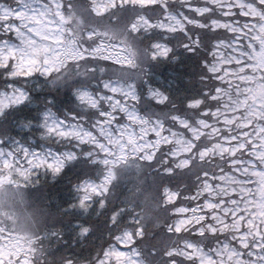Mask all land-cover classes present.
Listing matches in <instances>:
<instances>
[{"label": "snow or ice", "instance_id": "obj_1", "mask_svg": "<svg viewBox=\"0 0 264 264\" xmlns=\"http://www.w3.org/2000/svg\"><path fill=\"white\" fill-rule=\"evenodd\" d=\"M111 17L118 22L99 23ZM177 34L187 51L204 50L201 94L187 102L188 116L145 118L137 111V77L143 79L146 64L172 55L169 43L157 37ZM148 35L152 42L142 47ZM0 71L11 80L97 81L94 90L74 93L91 117L58 119L49 109L40 125L44 138L90 146L87 156L93 162L100 157L106 169L101 181L76 186L73 208L87 212L95 202L105 209L120 165H151L167 154L159 197L145 198V208L157 214L133 210V227L115 234L95 264H144L137 241L152 228L162 242L161 227L172 242L160 253L163 264H264V0H39L15 10L0 7ZM9 87L0 94V119L30 100L22 88ZM147 92L156 106L168 105L170 97L159 89ZM78 159L76 150L0 149V198L12 195L4 185L27 189L39 170L59 176ZM177 171L184 183L196 173L190 192L169 186ZM126 211L111 214L114 232ZM91 231L81 227L80 235ZM54 236L62 238L59 232ZM44 239L0 223V264H38Z\"/></svg>", "mask_w": 264, "mask_h": 264}, {"label": "trees", "instance_id": "obj_2", "mask_svg": "<svg viewBox=\"0 0 264 264\" xmlns=\"http://www.w3.org/2000/svg\"><path fill=\"white\" fill-rule=\"evenodd\" d=\"M68 2L77 4L78 0ZM33 3H39V0H0V7L15 10L17 4ZM175 10L179 11V8ZM153 19L158 22V17ZM117 22V17L99 20L102 26ZM157 39L169 43L173 53L167 60L146 64L143 79L137 77V91L140 96L137 111L145 118L163 119L171 113L188 116L190 113L186 110L187 102L198 98L203 87L201 78L204 50H198L195 54L187 51L183 47L184 38L179 34L161 36ZM150 42L152 37L148 35L141 46L146 48ZM108 68L110 73H115V65ZM113 78H119V74ZM42 82L49 83L45 86ZM96 83L94 79L81 77L65 78L64 81L56 83L41 76L27 80H11L0 71V94L10 91L11 85L22 88L30 96L28 102L7 109L6 117L0 119V128L4 130L0 132V140L4 142L0 144V149L7 152L25 148L32 152L57 154L76 150L79 155V159L67 165L59 176H54L44 169L39 170L38 175L34 177V184H30L27 189L4 185V189L12 195L0 198V223L9 225L8 219L16 216L23 222L25 228L36 227L35 234L45 237L43 250L37 254L38 264H64L68 259L73 260L75 264H95L97 258L108 249L115 234L133 227L130 224L135 214L133 210L140 211L145 205L146 197L151 196L153 199L159 197L158 184L160 176L164 174L163 159H167V154L151 165L137 160H129L127 164L120 165L115 170L117 179L113 183L105 209H100L95 202L87 212L72 207L79 199L76 186L85 181H101L106 169L98 162L100 157H95L97 162H93L87 156V151H92L90 146L76 148L66 141L44 138L40 125L43 114L49 109L58 119L66 120L71 116H78L79 119L91 117L92 113L81 108L74 93L77 88L94 90ZM149 87L159 89L168 95L170 97L168 105L156 106L147 92ZM148 104L153 105L151 111L146 108ZM93 155L95 156L94 152ZM183 180V173L177 171L168 184L174 189L190 192L196 183V173L191 175L188 183H184ZM120 209L127 211L122 213L123 221L114 232L110 217L114 211ZM81 227L92 229L83 239L79 236ZM146 231L149 234L143 241L138 240L136 245L143 253L144 264H163L160 253L169 248L172 242L166 238L162 227L158 229L159 235L165 237L162 242L152 234L157 229L149 228ZM56 232H59L62 238L55 237ZM152 252H156V255H151Z\"/></svg>", "mask_w": 264, "mask_h": 264}, {"label": "rangeland", "instance_id": "obj_3", "mask_svg": "<svg viewBox=\"0 0 264 264\" xmlns=\"http://www.w3.org/2000/svg\"><path fill=\"white\" fill-rule=\"evenodd\" d=\"M134 162V161H133ZM9 225L13 226L17 229H19L20 231L26 233V234H35L36 232V227L35 226H28L25 228V225L23 224V222L16 216L9 218ZM51 223V221L49 222V224ZM51 225V224H50Z\"/></svg>", "mask_w": 264, "mask_h": 264}, {"label": "clouds", "instance_id": "obj_4", "mask_svg": "<svg viewBox=\"0 0 264 264\" xmlns=\"http://www.w3.org/2000/svg\"><path fill=\"white\" fill-rule=\"evenodd\" d=\"M45 86H47V84L49 83V82H42ZM137 207H139V204L137 203ZM141 210H144L145 211V213H146V215H147V213L148 212H151L152 213V215L153 216H155L157 213L155 212V211H153L151 208H145V205H144V207H142V208H140V211ZM163 208L161 207L160 209H159V214H163ZM149 224L151 223V221H147ZM79 236H80V238L81 239H83L84 238V236H81L80 235V233H79Z\"/></svg>", "mask_w": 264, "mask_h": 264}]
</instances>
